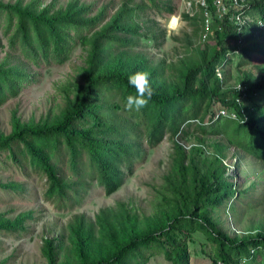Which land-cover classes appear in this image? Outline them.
<instances>
[{"label": "trees", "instance_id": "trees-1", "mask_svg": "<svg viewBox=\"0 0 264 264\" xmlns=\"http://www.w3.org/2000/svg\"><path fill=\"white\" fill-rule=\"evenodd\" d=\"M138 1L142 3L135 4ZM144 6L157 14L175 12L171 0H123L106 21L110 5L93 14V5L79 0L64 5L0 1V53L7 48L0 59V106L37 81L30 63L63 65L79 45L87 53L85 65L77 68L78 80L57 88L63 106L51 121L21 123L14 115L12 131L0 136V158L6 154L26 176L45 177L43 197L55 208L73 209L82 201L86 180L96 181L106 195L117 191L144 159L146 149L158 146L167 134L189 141L192 131L206 135L210 129V136L228 138L227 146L214 155L213 170L202 175L185 168V152L176 145L179 156L173 171L181 182L173 177L170 187L162 185L148 215L140 211V218L126 205L102 210L96 231L83 216L75 215L61 237L43 239L45 264H147L158 254L172 264H189L186 217L214 243L212 262L254 264L259 258L264 264V232L231 236L217 229L209 214L235 199L237 192L239 197L243 194L225 174L223 159L229 146L264 164V32L255 36L256 21H264V0H250L242 10L252 21L241 31L231 19L237 11L215 21L221 30L210 32L205 47L196 50L197 58L177 57L168 63L146 53L119 51L113 56L114 50L137 48L140 38L162 46L166 32ZM201 14H183L194 35L203 26ZM256 53L262 56L260 80L255 82L250 72H244L241 91L231 82L232 72L252 65ZM138 71L150 73L154 95L146 107L128 111L126 97L135 94L128 77ZM220 111L224 115L216 118ZM235 169L239 172L237 162ZM186 170L193 176L190 195L183 191ZM0 188L21 189L19 184L2 182ZM32 213L12 218L0 213V234L28 232Z\"/></svg>", "mask_w": 264, "mask_h": 264}, {"label": "rangeland", "instance_id": "rangeland-1", "mask_svg": "<svg viewBox=\"0 0 264 264\" xmlns=\"http://www.w3.org/2000/svg\"><path fill=\"white\" fill-rule=\"evenodd\" d=\"M4 3H14L17 0H0ZM31 0H22L23 4ZM44 5L51 2L66 4L70 0H41ZM86 5H93V14H96L103 5H110L107 12L108 21L115 13L123 0H79ZM175 6L174 14L185 21L184 27L179 33H169L166 29L167 20L171 15L157 14L154 9H148L147 15L154 19L160 29L166 32V38L162 46L155 47L151 42L139 39L140 45L135 49H119L113 51L116 55L119 51L128 54L146 53L148 58L157 61L160 58L168 63L177 57L186 56L197 58L196 50L204 48L206 41L203 38V26L199 25V31L194 35V27L183 19V14H196L194 8L195 0H171ZM138 1L135 4H141ZM57 7V6H56ZM145 12V13H146ZM152 24V23H151ZM0 35L2 32L0 31ZM6 46L7 41L2 38ZM7 48L0 53L3 58ZM18 53V52H16ZM134 55V56H135ZM87 53L83 45L75 48L69 60L63 65H34L29 64L30 72H35L37 81L24 88L21 93L0 106V136L7 135L12 131L13 116L15 115L21 123H43L51 121L63 106L61 93L58 87L73 83L78 80L77 68L85 65ZM133 56V57H134ZM259 53L254 54L252 65L235 70L232 83L241 85V77L244 72H250L256 81L260 80L263 63ZM259 63V64H258ZM255 96V95H254ZM261 96H259L260 98ZM257 95L255 96V99ZM248 104L250 102L245 101ZM194 129V127H190ZM210 129L206 135H200L192 131L190 140L183 138H171L167 134L164 140L153 149H146L144 159L134 167L133 174L127 177L125 183L115 192L106 195L103 188L96 182L86 180L85 193L73 209L59 210L44 200L46 189L45 177L31 174L26 176L12 161L3 154L0 158V182L19 184L17 191L4 190L0 188V213L6 214L8 218L33 212L32 218H28V232L15 234H0V264H45L41 255V246L45 238H59L66 232L68 222L75 216H83L86 221L92 223L97 230L98 215L102 210H117L119 206L126 205L137 213L144 212L145 215L156 205V194L162 185L170 187L173 177L179 184L181 177L176 176L173 171L177 163L175 159L179 156L176 145H181L185 152V168H194L199 175L212 171L214 161L218 152L227 146V136H210ZM145 144V141L143 140ZM199 147V148H198ZM202 147V149H201ZM200 150V152H198ZM238 149V150H237ZM227 157L223 159L228 180L236 186L239 192L231 198L229 203L217 210H210L209 214L217 229H221L231 236H245L257 231L264 232V164L252 157L246 156L244 151L231 145L226 150ZM216 155V156H217ZM215 157V158H214ZM217 161V160H216ZM239 163V172H236L235 163ZM176 164V165H175ZM193 176L191 170H186V187L183 191L191 194L189 183ZM175 184V183H174ZM254 185V188L252 186ZM141 211V212H140ZM101 216V215H99ZM142 214L140 215V218ZM141 223V221H140ZM184 227L189 231L186 237V246L189 254V264H209L214 258V243L208 235L197 229L195 222L188 217L183 221ZM65 246L68 241H65ZM173 261L166 260L162 254L153 255L147 264H172ZM254 264H262V259H257Z\"/></svg>", "mask_w": 264, "mask_h": 264}, {"label": "built area", "instance_id": "built-area-1", "mask_svg": "<svg viewBox=\"0 0 264 264\" xmlns=\"http://www.w3.org/2000/svg\"><path fill=\"white\" fill-rule=\"evenodd\" d=\"M250 0H195L194 1V8L197 11L201 12L203 17V38L207 40L208 35L213 29L220 31L221 26L218 25L215 21L222 20L227 13L231 10L237 11L234 15H232L231 19L235 21L237 25V30L241 31L244 25L249 24L252 19L245 15L242 10L247 8L249 5ZM193 16V13L190 14ZM214 26V28H213ZM264 32V21L257 20L256 21V30L255 36H260L259 33ZM261 37V36H260ZM241 38H239L238 43H240ZM217 75L220 76V73L217 72ZM237 87L244 91L240 85ZM224 115V111H220L216 114V118L221 117ZM209 264H225L223 261H216L211 262Z\"/></svg>", "mask_w": 264, "mask_h": 264}, {"label": "clouds", "instance_id": "clouds-1", "mask_svg": "<svg viewBox=\"0 0 264 264\" xmlns=\"http://www.w3.org/2000/svg\"><path fill=\"white\" fill-rule=\"evenodd\" d=\"M185 23L181 17L172 14L167 20L166 29L169 33H179ZM128 84L135 89V94L127 95L124 104L125 109L128 111H138L146 107L154 95V89L150 85V73L138 71L128 77Z\"/></svg>", "mask_w": 264, "mask_h": 264}]
</instances>
